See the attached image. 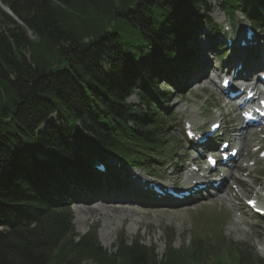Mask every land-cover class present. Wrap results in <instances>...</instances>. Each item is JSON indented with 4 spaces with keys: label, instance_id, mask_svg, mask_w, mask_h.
<instances>
[{
    "label": "trees",
    "instance_id": "trees-1",
    "mask_svg": "<svg viewBox=\"0 0 264 264\" xmlns=\"http://www.w3.org/2000/svg\"><path fill=\"white\" fill-rule=\"evenodd\" d=\"M1 1L23 25L10 20L0 30V264H179V253L168 252L158 260L137 243L128 246L121 240L115 253L108 254L93 234L75 242L70 211L38 198L34 177L26 178L17 169L33 167L27 163L31 157L42 171H47L43 163L55 161L71 173L78 158L115 152L129 163H145L140 149L151 145V125L162 119L154 110L137 114L124 103L126 86L119 85L125 65L141 72L143 54L135 41L150 48L157 40L179 44L174 31L148 23L152 18L147 9L152 6L145 1L119 0L116 22L91 18L96 7L86 12L85 0ZM179 1V8L168 9L170 17H184L182 10L191 0ZM81 26L103 35L82 42ZM33 43L42 55H34V62L24 55L35 52ZM52 115L56 123L48 120ZM202 250L193 242L189 258L202 260Z\"/></svg>",
    "mask_w": 264,
    "mask_h": 264
},
{
    "label": "rangeland",
    "instance_id": "rangeland-1",
    "mask_svg": "<svg viewBox=\"0 0 264 264\" xmlns=\"http://www.w3.org/2000/svg\"><path fill=\"white\" fill-rule=\"evenodd\" d=\"M49 1L52 2L53 0ZM144 1L153 7H162V0ZM97 2L101 4V0H97ZM168 3L170 2L168 1ZM172 3L176 5V0H173ZM180 5L181 3L179 2L175 10ZM212 17L214 20L219 18L217 12H215ZM112 23L113 22H111L108 26H111ZM245 24L247 23L245 21H242V25ZM7 25H9V23L3 20L2 17H0V30H2L3 28H7ZM27 35L29 36L32 34L28 31ZM205 37L206 35L200 37L203 43L205 41ZM203 50L204 46L201 47V51ZM25 56L29 58L28 51L25 52ZM211 58L209 57V62H213L216 60L214 56H212ZM212 77L213 73L210 74V78L206 83L203 84L204 86L200 90H195L192 91V93L189 95H185L183 97H175L173 99L172 104L175 107L176 114L174 120L170 124L176 121H180L184 118L182 122H190L193 127L203 125V123L208 122L207 119L202 118V115H204L207 109L212 115H214V118H212L211 120L220 117V112H218L216 109H212V106L216 103V99H218V94L214 90L216 86H213L211 83ZM130 80L131 79L128 77H123L120 81L121 83L119 86H127ZM117 85L111 84V87L109 88L114 89V87H116ZM162 87L167 89L170 88L169 85L165 84L162 85ZM128 102L136 103L137 101L134 96H131L128 98ZM224 120L232 122L231 117H225ZM49 121H51L52 123H56V117L52 115L49 118ZM236 127L241 128L243 127V125L237 124ZM175 132L178 131L176 130ZM175 136H178V134L175 133ZM249 141L250 153H248L247 156L244 157V160V155L241 159L236 160L238 162V165L241 163L247 166L250 171L248 176H246V173L244 172H241L239 174L241 175L242 180L247 183V186L243 188L245 192L249 190L250 186L253 188L254 191H256L258 188V186L256 185H261V183L264 184V159L259 158V150L256 151L257 147H264V131L256 133L255 136L250 137ZM181 145L182 144L179 141L175 143L174 148L171 152L173 159L167 160L165 162L176 160L177 157H184ZM192 146L197 147L195 145ZM190 158V156L187 157V159ZM158 161L159 159H157L156 161H152L153 164L155 163L154 170L161 172L172 182L177 183L178 185L182 184L183 180L178 182L177 177H174V175L170 176L169 174L171 173V171L168 170L169 167L164 166L165 163ZM107 163L114 166L115 162L113 159H111L108 160ZM234 167L236 175L238 170L236 169V166ZM17 169L21 171L26 178H29V176L32 175L48 176L47 171H42L36 167L23 166ZM158 169H160L161 171ZM120 173L121 171H115L113 177L104 180V185L102 184V189H100L99 193H97V197H101L100 201H87L85 204L79 203L72 205L73 225L76 234H78L79 236H87V234H92L95 231L98 243L104 250L111 251L112 247L118 244L120 238L126 240L128 244L134 242L137 239L138 242L142 245L156 246L158 254H161L165 248V240L163 233L171 230L173 231L175 236L173 242L175 248H177L178 246H181L182 248L184 246L185 241L190 238L191 234H197L200 236H206L214 239L217 237V232H220V234L235 243L241 244L242 242V244H245L251 249H253L252 244L257 243L258 240L256 238H251L250 235H246L244 233H242L241 235L240 232L236 233L230 232L228 230L229 225L236 226V230L238 231H241L243 227L247 229L240 222V217L237 212L240 202H237V207L233 205V203L230 201L232 196L230 191H227L226 194L225 192L220 194V198H218L219 195L218 197L213 196V202L210 200H206L203 203L197 201L195 203L187 205L186 207L154 204L149 203V201L145 199L135 198L134 196L130 195V191L125 188V181L120 180V178L118 177ZM110 180H113V186H117L116 190L120 191V194L116 193L117 191L105 194V190H103V188L105 187L106 183ZM122 185H124L123 189L120 188V186ZM251 194V192H247L244 197L248 198ZM117 196H120L121 198L116 199ZM237 197H239V195H237ZM131 199L134 200V203L129 202ZM145 203H148L147 205L152 204L156 208L151 206L144 207ZM107 205H109L110 207L104 208ZM83 207L101 208V211L97 212L95 216H90L89 214L82 213ZM123 217H125L126 219L121 220V218ZM138 218L140 219L139 221L137 220ZM263 221L264 219L259 220L260 227L251 228V231L254 236L258 237V231L263 228L262 238L264 239ZM225 225L227 226L225 227ZM256 252H258V254ZM255 253L258 256L264 258V253L262 251H255Z\"/></svg>",
    "mask_w": 264,
    "mask_h": 264
},
{
    "label": "bare ground",
    "instance_id": "bare-ground-1",
    "mask_svg": "<svg viewBox=\"0 0 264 264\" xmlns=\"http://www.w3.org/2000/svg\"><path fill=\"white\" fill-rule=\"evenodd\" d=\"M228 39H229V41L231 42V38L228 36ZM247 41H250V40H247ZM263 47H264V43L261 45V47L257 50V53H259V52H261L262 51V49H263ZM229 49H231V46L229 47ZM234 76L236 75V77H237V79H241V78H243L244 77V75L243 74H241L239 71L238 72H236V74H233ZM246 75H248V74H246ZM51 117V116H50ZM49 117V118H50ZM49 118H48V120H49ZM242 128V127H241ZM214 145V144H213ZM231 160H233V159H231ZM164 163V162H163ZM234 166H236V169L237 170H239L240 169V167L238 166V165H236V163H235V165ZM243 172V171H242ZM140 175L141 174H139L138 172H136V171H133V173H131V172H127L126 171V179L127 180H129L130 182H133V183H136L139 179H140ZM233 178H235L236 179V175L234 174L233 175ZM151 182V180H149V179H147V180H145V184H149ZM224 182H225V180L223 179L221 182H220V184L218 185V187L217 188H214L215 190H218L219 188H223V190H224V192H225V194H226V192L227 191H230L231 192V195H233L234 194V189H233V187L230 185V184H228V183H225V185H224ZM205 184H206V187H205V190L206 189H208V188H211L212 186H210V181L207 179V180H205ZM197 193H199V191H197ZM249 194V193H248ZM218 197V194L216 193L215 195H214V197ZM228 196V195H227ZM195 197V196H194ZM108 198H110V197H108ZM119 198H121L120 196H117L116 197V199H119ZM129 202H133L134 203V200L133 199H131ZM171 202H173V201H169V202H167V203H171ZM167 203H164V204H167ZM163 205V204H162ZM108 207H110L109 205H107L106 207H104V208H108ZM112 207H114V206H112ZM99 211H101V208H91V207H83V209H82V213H84V214H89L90 216H95L96 215V213L97 212H99ZM126 218L125 217H123V218H121V220H125ZM138 221L140 220L139 218L137 219ZM262 226V225H261ZM258 228V227H257ZM253 230V229H252ZM262 230H263V228H261L259 231H258V235H260V234H262Z\"/></svg>",
    "mask_w": 264,
    "mask_h": 264
}]
</instances>
